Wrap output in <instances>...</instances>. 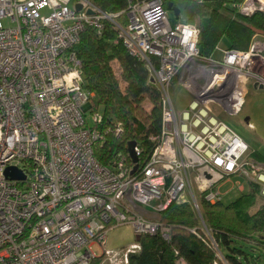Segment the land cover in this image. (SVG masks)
Segmentation results:
<instances>
[{"label": "built area", "instance_id": "2783aa9c", "mask_svg": "<svg viewBox=\"0 0 264 264\" xmlns=\"http://www.w3.org/2000/svg\"><path fill=\"white\" fill-rule=\"evenodd\" d=\"M238 7L246 15L264 11V0ZM122 12L125 24L116 21ZM167 12L162 0H129L117 13L89 0H0V264H128L139 245L106 248L110 230L129 225L168 241L171 227L157 214L172 202L190 204L208 229L201 201H221L219 183L235 174L264 196V161L247 157L248 145L212 107L239 115L248 87L264 88V40L254 35L247 50L217 46L219 57L203 56L199 28L171 25ZM105 20L161 94L160 134L134 171L129 155L109 165L96 158L104 133L86 119V111L95 124L101 115L87 109L94 94L83 87L73 48L85 27L99 32ZM174 79L191 95L179 111L169 95ZM112 131L119 137L122 129ZM10 166L24 179H8Z\"/></svg>", "mask_w": 264, "mask_h": 264}, {"label": "trees", "instance_id": "16d2710c", "mask_svg": "<svg viewBox=\"0 0 264 264\" xmlns=\"http://www.w3.org/2000/svg\"><path fill=\"white\" fill-rule=\"evenodd\" d=\"M104 12L117 13L125 10L129 0H89ZM167 9L169 2H182L187 13V23L199 28L198 48L201 55L216 52L217 44L225 38L228 47L247 50L254 34L264 33V11L243 14L239 5L244 0H233L226 6L222 0H162ZM204 19L205 23L200 20ZM116 21L126 23L125 13ZM73 50L81 62L83 87L93 92L92 112L101 109V121L93 123L104 133L94 148L96 158L105 165L112 163L117 154L128 155V143L133 141L139 148V166L148 159L161 131V94L150 81L145 64L131 56L124 48L114 24L104 21L103 29L97 31L85 27ZM120 66V79L112 63ZM149 103L147 109L145 103ZM120 125L119 137L113 128ZM252 156L264 161V155L254 151ZM130 163L129 156L127 157ZM262 200L255 211H251ZM201 216L210 236L200 228L199 218L188 203L172 202L157 214V220L171 227L170 239L160 234L136 235L139 249L128 256V264H264V196L259 186L249 181V190L234 201L223 205L220 201H201ZM258 250L255 257L237 243ZM250 258V261H249ZM101 259H93L98 264Z\"/></svg>", "mask_w": 264, "mask_h": 264}, {"label": "rangeland", "instance_id": "374dc122", "mask_svg": "<svg viewBox=\"0 0 264 264\" xmlns=\"http://www.w3.org/2000/svg\"><path fill=\"white\" fill-rule=\"evenodd\" d=\"M204 1L208 2L209 0ZM222 1H224L226 6L230 8L233 0ZM167 16L171 25H174L177 22L171 12H167ZM200 21L201 23H205L204 19ZM1 22L4 26L8 25L7 19H2ZM254 35L256 40H264V33H257ZM112 67L116 76L120 79L121 69L119 64L117 62H113ZM120 84L121 87L124 88L125 84L121 79ZM169 95L171 97L175 110L177 111L185 108L191 99V95L187 90L184 89V87L181 86V84L176 79H174L169 85ZM243 105V113L236 116L228 115L215 106L212 107L215 115L219 119L223 120L226 125L231 130H233L243 140V142L248 145L249 150L247 152V157L255 159L251 154L252 151H256L259 154L264 155V88H255L253 86H249L245 104ZM145 107L149 109V103L146 102ZM94 112L102 114L100 108L95 109ZM244 117H249V120L245 121ZM86 119L89 125H93L92 113H90L89 111H86ZM240 184L244 185V192L239 191L238 185ZM218 186V192H220L221 194L220 202L223 205H227L228 203L234 201L239 195H241L242 193H246L247 190H249V179L240 174H235L222 180V182H220ZM261 201L262 200H259L258 205L252 208L251 211H255L258 208L259 204H261ZM201 230L207 236H210V234L208 233V229H206L204 225L201 227ZM135 240L136 234L134 233L133 229L129 225H122L108 232L105 241V247L116 251H122L129 248L135 242ZM237 245H240L242 248H244L247 251L246 253H248L250 257H255L258 254V250H252L248 248V245L246 243L238 241ZM92 250L97 256H100L102 254L103 247L99 243H97L92 246ZM98 264L108 263H101L100 261ZM244 264H247V262L244 261ZM248 264L254 263L248 262Z\"/></svg>", "mask_w": 264, "mask_h": 264}, {"label": "water", "instance_id": "95a60500", "mask_svg": "<svg viewBox=\"0 0 264 264\" xmlns=\"http://www.w3.org/2000/svg\"><path fill=\"white\" fill-rule=\"evenodd\" d=\"M257 5L258 4H256V6ZM75 8L78 11L81 9V5L76 4ZM167 11L171 12L176 20L180 22H184V23L187 22V13H186L185 5L182 2H177L175 4H173L172 2H169L167 5ZM256 11H259V10H256ZM88 13H91V11L88 10ZM150 80L152 81V78ZM134 147H135V143L133 141L128 143V146H127L128 155L132 163L135 164L133 167V171L136 169L137 162H138V157L135 154ZM5 176L10 180L24 179V174L18 168L14 166H10L5 169Z\"/></svg>", "mask_w": 264, "mask_h": 264}, {"label": "crops", "instance_id": "0c3cea01", "mask_svg": "<svg viewBox=\"0 0 264 264\" xmlns=\"http://www.w3.org/2000/svg\"><path fill=\"white\" fill-rule=\"evenodd\" d=\"M226 43H227V40H225V38H223V39L220 41V43H218L217 45H218L219 48H226V47H228V44H226ZM219 55H220V52H219L218 50H216V52H214V54H213L214 57H219ZM248 91H249V87H248ZM248 91H247V92H248ZM242 110H243V108H242ZM242 110H241L240 114L243 113ZM244 118H245V121H246V119L249 120V117H244ZM252 152H254V151H252ZM238 186H239V191H240V192H244V191H243V190H245L244 185H243V184H240V185H238ZM218 189H219V186H218Z\"/></svg>", "mask_w": 264, "mask_h": 264}]
</instances>
